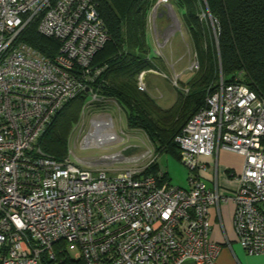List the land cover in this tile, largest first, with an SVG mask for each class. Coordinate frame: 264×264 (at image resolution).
I'll list each match as a JSON object with an SVG mask.
<instances>
[{
  "label": "built area",
  "instance_id": "1",
  "mask_svg": "<svg viewBox=\"0 0 264 264\" xmlns=\"http://www.w3.org/2000/svg\"><path fill=\"white\" fill-rule=\"evenodd\" d=\"M35 20L42 36L59 42L53 59L20 39ZM108 38L96 0H0V264H41L57 251L81 264H219L209 209L227 199L239 243L264 254V98L247 85L220 77L175 137L191 170L187 188L144 173L154 154L112 168L69 154L58 160L38 146L65 102L92 94L101 69L91 61ZM219 149L243 160L229 197L199 174L200 158Z\"/></svg>",
  "mask_w": 264,
  "mask_h": 264
},
{
  "label": "trees",
  "instance_id": "2",
  "mask_svg": "<svg viewBox=\"0 0 264 264\" xmlns=\"http://www.w3.org/2000/svg\"><path fill=\"white\" fill-rule=\"evenodd\" d=\"M96 1L109 38L91 61V69H101L89 83L91 92L114 99L124 110L127 125L144 132L156 156L144 173L158 176L162 172L160 180L169 182L158 156L167 152L180 160L175 137L204 105L220 77L224 83L247 85L264 98V0H205L209 19L200 18L203 0H176L194 43L199 70L186 88L175 87V101L165 109L138 86L140 73L158 67L155 58H159L154 56L147 35V15L156 0ZM20 39L52 59L59 49L57 40L37 31V20L23 29ZM92 94L82 91L65 102L38 140L44 153L58 160L68 155L70 132ZM63 256L57 251L56 260L44 257L41 264H81Z\"/></svg>",
  "mask_w": 264,
  "mask_h": 264
},
{
  "label": "rangeland",
  "instance_id": "3",
  "mask_svg": "<svg viewBox=\"0 0 264 264\" xmlns=\"http://www.w3.org/2000/svg\"><path fill=\"white\" fill-rule=\"evenodd\" d=\"M202 2L205 7L200 12V18L209 19L211 17L206 10V2ZM147 19L148 41L154 56L159 59L155 58L157 69L145 73L144 91L165 109L175 101V87L186 88V83L194 79L199 70V67H195L198 60L194 43L182 18L181 7L176 0H168L166 3L156 0ZM212 35L215 39L214 29ZM99 128L105 130L104 137L97 131ZM153 149L142 130L127 125L126 114L114 99L97 95L88 97L78 123L70 132L67 145L73 161H83L87 166L111 165L112 168L132 166L136 162L145 163L149 159L145 157L153 154ZM128 155H135L132 162H120ZM157 162L167 172L171 185L188 187L191 170L176 156L162 152ZM69 253L74 256L75 250Z\"/></svg>",
  "mask_w": 264,
  "mask_h": 264
},
{
  "label": "crops",
  "instance_id": "4",
  "mask_svg": "<svg viewBox=\"0 0 264 264\" xmlns=\"http://www.w3.org/2000/svg\"><path fill=\"white\" fill-rule=\"evenodd\" d=\"M87 92L90 94L89 91ZM155 92L158 91L155 90ZM160 96L163 97V94L161 93ZM100 130L105 134L104 129ZM134 158L135 155H128L120 162H132ZM200 162L203 167L199 174L206 187L217 186L219 192L227 197L235 194L239 187L238 175L242 169V156L232 151L219 149L212 156H202ZM234 208L233 201L227 199L209 209L211 221L209 236L212 241L220 245L217 262L219 264H264V254L248 253L239 243L233 224ZM181 264L195 263L186 260Z\"/></svg>",
  "mask_w": 264,
  "mask_h": 264
},
{
  "label": "bare ground",
  "instance_id": "5",
  "mask_svg": "<svg viewBox=\"0 0 264 264\" xmlns=\"http://www.w3.org/2000/svg\"><path fill=\"white\" fill-rule=\"evenodd\" d=\"M97 131H99V132H100V135H101L102 137H104V132H102V131L100 130V128H99Z\"/></svg>",
  "mask_w": 264,
  "mask_h": 264
}]
</instances>
